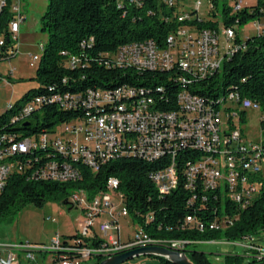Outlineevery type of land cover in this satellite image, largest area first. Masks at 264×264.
I'll list each match as a JSON object with an SVG mask.
<instances>
[{"label":"built area","instance_id":"1","mask_svg":"<svg viewBox=\"0 0 264 264\" xmlns=\"http://www.w3.org/2000/svg\"><path fill=\"white\" fill-rule=\"evenodd\" d=\"M127 1L139 5L144 0ZM165 1L168 6H175V15L180 22L206 15L199 10L202 6L200 0L191 9L185 8V0ZM257 1L236 0L232 4V13H238ZM5 5L6 0H0V11ZM213 10L219 14L213 1L208 0L207 15L210 16ZM11 11L13 17L8 23L11 46L4 51V39L0 38V55H16L18 52V33L24 20L20 0L13 1ZM252 25L254 35H264V16L254 19ZM237 28V24L226 26L222 22L218 28L202 29L182 24L168 35L163 47L153 40L121 45L113 57L114 65L118 67L176 71L182 86L176 98L165 96L166 101H163L164 94L158 95L152 88L128 86L113 91L89 90L81 98L67 94L52 96L49 100L60 102L65 108L74 107L79 98L87 111L85 115L37 137L15 141L10 137L13 141L4 144L5 136H0V194L13 172H21L26 165L32 168V163H36L30 175L33 179L65 182L81 178L75 162L96 169L100 164L121 156H138L151 162L168 158L166 166L151 174L160 194L172 193L183 186L191 192L187 201L189 206L206 208L213 201L209 206L213 208L211 220L220 222L212 223L210 229L224 228L230 220H236L240 210L251 205L260 194L264 180V144L247 142L234 117L239 116L240 122L246 121L248 110L262 111L260 103L244 97L237 90L206 98L194 93L190 86H198L202 80L219 71L224 60L241 47L236 40ZM38 59L37 55H32L30 65ZM171 100L175 107L167 109L165 105ZM43 101L40 96L26 101L11 121L25 120ZM262 120L264 115L260 123ZM80 135L83 136L82 141ZM36 149L45 151L43 156L49 159L38 165L37 161L42 156H35L24 165L19 156ZM52 152L56 157L51 159ZM117 186L118 180L109 177L106 188L91 198L84 190L75 189L69 201L82 207L86 217L82 230L75 233L76 237L64 239L55 235L49 245L0 242V264H20L21 257L26 262H33L37 256L47 253L52 254L48 264H81L91 257L104 259L146 246H162L187 253L188 245L195 241L154 237L138 222L126 241L120 239L118 218L131 214ZM111 192L120 199V210L111 201ZM102 214L108 219L98 225V235L93 223ZM152 218V214H148L142 220ZM131 219L133 222L136 220L132 216ZM185 220L187 224H193L199 219L188 214ZM204 226L199 225L202 230ZM83 237L95 238L97 242L84 244ZM244 239L246 242L240 244L245 251H254L264 258V243L258 237ZM236 242L227 241L229 244Z\"/></svg>","mask_w":264,"mask_h":264},{"label":"trees","instance_id":"2","mask_svg":"<svg viewBox=\"0 0 264 264\" xmlns=\"http://www.w3.org/2000/svg\"><path fill=\"white\" fill-rule=\"evenodd\" d=\"M212 1L217 11L220 10L219 14L213 10L206 19L180 22L175 15V6H168L165 0H144L139 5L127 0H47L40 18V30L47 39L42 43V54L36 68L38 86L27 91L21 102L11 104L0 115V136H5L3 143L52 132L56 126L85 115L87 108L83 107L79 98L74 107L65 108L60 102L49 100L54 95L81 98L89 90L113 91L128 86L152 88L158 95L164 94L163 101H166L165 96L174 100L182 87L176 71L118 67L114 65L113 57L121 45L134 41L153 40L163 47L168 35L182 24H192L201 29L218 28L220 22L226 26L238 25L236 40L241 47L224 60L219 71L202 80L198 86H190V89L206 98H216L237 90L244 97L259 102L264 112V35L241 38L239 33L240 27L264 16V0H258L238 13H232V4L236 0ZM12 3L13 0H6L0 11V38L4 39V51L11 46L8 23L13 17ZM14 56L2 54L0 61ZM159 88L160 91H157ZM36 96L43 97L44 101L25 120L12 122L11 117L26 101ZM165 106L167 109L175 107L172 100ZM7 113L11 114L9 118ZM260 125L264 137V120ZM262 142L264 144V139ZM40 150L21 154L19 159L25 165L30 158L42 156L37 161L41 165L49 158L43 156L45 151ZM55 155L52 152L50 158ZM167 161L168 158L151 162L138 156H121L100 164L96 169L75 162L81 171V178L65 182L33 179L30 175L36 163H32V168L26 165L21 172L15 171L8 177L0 194V218L18 211L27 203L41 206L48 199L62 198L68 203L75 189L84 190L91 198L106 188L109 177H115L118 180L117 191L122 194L129 213L136 219L134 221L154 237L187 239L195 241L189 245L196 247L199 242L211 240L235 242L249 236L258 237L264 231V180L258 197L240 210L236 220H230L224 228L210 229L212 223L220 222L211 220L213 208L209 206L213 205V201L206 208L189 206L187 201L191 192L183 186L169 194L158 191L151 174L166 166ZM148 214H152V220H142ZM188 214L199 220L187 224L185 218ZM200 224L205 225L203 230ZM74 237L76 234L63 238ZM83 238L84 244L97 242L95 238ZM187 255L195 264H215L203 250L187 248ZM153 257H158L163 264H174L165 257ZM223 258L225 264H264V258L254 251H244L243 254L227 252ZM99 261L97 258L95 264Z\"/></svg>","mask_w":264,"mask_h":264},{"label":"rangeland","instance_id":"3","mask_svg":"<svg viewBox=\"0 0 264 264\" xmlns=\"http://www.w3.org/2000/svg\"><path fill=\"white\" fill-rule=\"evenodd\" d=\"M16 2V0H13ZM198 0H185V8H194ZM202 6L199 8L203 18H208V0H200ZM254 3L256 0H249ZM21 12L24 20L20 23L18 33L19 49L17 54L8 60L0 61V115L6 110L9 103L15 104L21 102L23 95L38 86L35 80L38 60L29 64L32 55L40 57L42 49L41 43H45L47 36L40 30V18L47 6V0H20ZM219 10V9H218ZM220 11V10H219ZM253 21L239 28L241 38L254 35ZM224 45V40L222 39ZM14 69V70H12ZM12 70V71H11ZM21 76L22 78H19ZM262 111L248 110L246 121L240 122L239 116L234 117L237 128L242 129L244 137L249 143H260L263 141L260 120ZM11 116L7 113V117ZM80 141L83 136H79ZM72 191V190H71ZM71 193V192H69ZM111 201L116 204L117 210H120L122 203L119 198L111 192ZM62 199H48L41 206L33 203H27L18 211L7 214L0 218V242H29L36 245H49L55 235L69 236L82 230V224L85 221V211L82 207L72 205L70 201L65 203ZM49 218V219H48ZM108 219L105 214L94 219L93 229L99 235L98 225L100 222ZM137 222L132 221L131 216L118 218V235L120 239L126 241L132 234ZM116 232V231H114ZM264 243V231L258 236ZM246 242L245 239L229 244L225 239L199 242L196 247L189 245L188 250L196 248L206 251L215 264H225L223 256L227 252L243 254L245 248L240 244ZM51 253L46 254V259L42 262L48 264L51 260ZM37 258H39L37 256ZM41 259V256H40ZM251 259V257H247ZM23 257H21V261ZM102 260V259H100ZM157 260L163 264L158 257L150 255H139L133 257L121 264H149L145 261ZM25 260H23L24 262ZM39 260L29 262L28 264H41ZM96 257H91L81 264H95ZM27 263V262H26Z\"/></svg>","mask_w":264,"mask_h":264},{"label":"water","instance_id":"4","mask_svg":"<svg viewBox=\"0 0 264 264\" xmlns=\"http://www.w3.org/2000/svg\"><path fill=\"white\" fill-rule=\"evenodd\" d=\"M139 255L162 256L169 259L174 264H195L190 260L186 252L176 251L162 246L135 248L108 258H104L97 264H121Z\"/></svg>","mask_w":264,"mask_h":264},{"label":"crops","instance_id":"5","mask_svg":"<svg viewBox=\"0 0 264 264\" xmlns=\"http://www.w3.org/2000/svg\"><path fill=\"white\" fill-rule=\"evenodd\" d=\"M41 44H42V43H41ZM18 49H19V44H18ZM29 64H30V62H29ZM12 70H14V69H12ZM12 70H11V71H12ZM19 78H22V77L19 76ZM9 104H12V103H9ZM9 104H8V105H9ZM8 105H7V106H8ZM7 106H6V108H7ZM40 256H41V259H40ZM40 256H38L39 258H38L37 260H39L38 262L41 263L42 260H43V258L46 259V255H40ZM28 263H29V262L26 263V261L23 262V260L20 262V264H28ZM145 263H149V264H160L157 260L145 261Z\"/></svg>","mask_w":264,"mask_h":264}]
</instances>
